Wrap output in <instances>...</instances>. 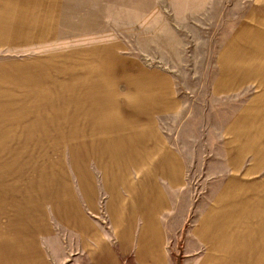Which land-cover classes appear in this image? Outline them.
I'll list each match as a JSON object with an SVG mask.
<instances>
[{"label":"rangeland","instance_id":"obj_1","mask_svg":"<svg viewBox=\"0 0 264 264\" xmlns=\"http://www.w3.org/2000/svg\"><path fill=\"white\" fill-rule=\"evenodd\" d=\"M221 3L0 0V264H264V8Z\"/></svg>","mask_w":264,"mask_h":264},{"label":"crops","instance_id":"obj_2","mask_svg":"<svg viewBox=\"0 0 264 264\" xmlns=\"http://www.w3.org/2000/svg\"><path fill=\"white\" fill-rule=\"evenodd\" d=\"M246 2V6L247 8H249V2H250V7H252V9L258 7V8H264V0H222L221 3V7H230V8H237L239 7V5L242 6V3ZM232 14H234L232 12ZM255 12H248L247 10V16L250 15V17L254 16ZM247 22H249V20H247ZM158 260L160 257H157ZM161 260V258H160ZM159 260V261H160ZM264 262V261H263Z\"/></svg>","mask_w":264,"mask_h":264},{"label":"bare ground","instance_id":"obj_3","mask_svg":"<svg viewBox=\"0 0 264 264\" xmlns=\"http://www.w3.org/2000/svg\"><path fill=\"white\" fill-rule=\"evenodd\" d=\"M159 260H160V258H159Z\"/></svg>","mask_w":264,"mask_h":264}]
</instances>
